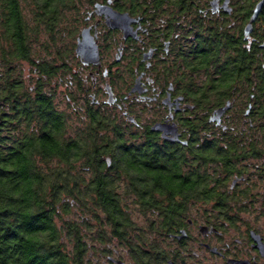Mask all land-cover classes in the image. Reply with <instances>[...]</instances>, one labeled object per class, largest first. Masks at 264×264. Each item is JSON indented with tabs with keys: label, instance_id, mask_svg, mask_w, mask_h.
Masks as SVG:
<instances>
[{
	"label": "flooded vegetation",
	"instance_id": "af4514ba",
	"mask_svg": "<svg viewBox=\"0 0 264 264\" xmlns=\"http://www.w3.org/2000/svg\"><path fill=\"white\" fill-rule=\"evenodd\" d=\"M110 11L127 16V34L107 24ZM83 20L75 45L88 28L98 63L75 54L70 90L143 132L147 185L167 194L147 220L167 233L143 253H164L161 264H264V0H94ZM235 62L256 67L249 88L229 86L228 108L210 120L219 106H199L197 67ZM113 253L112 264H138Z\"/></svg>",
	"mask_w": 264,
	"mask_h": 264
},
{
	"label": "trees",
	"instance_id": "16d2710c",
	"mask_svg": "<svg viewBox=\"0 0 264 264\" xmlns=\"http://www.w3.org/2000/svg\"><path fill=\"white\" fill-rule=\"evenodd\" d=\"M93 1L0 0V264H112L113 250L138 264L165 256L143 253L168 227L147 221L167 194L147 185L143 132L70 90L80 81L75 37ZM197 68L208 111L229 86L248 89L256 69ZM60 86L72 114L56 106Z\"/></svg>",
	"mask_w": 264,
	"mask_h": 264
},
{
	"label": "water",
	"instance_id": "95a60500",
	"mask_svg": "<svg viewBox=\"0 0 264 264\" xmlns=\"http://www.w3.org/2000/svg\"><path fill=\"white\" fill-rule=\"evenodd\" d=\"M100 6L98 4H95V8H99ZM96 9V10H97ZM101 10V9H100ZM107 17V24L111 27H119L123 29L124 33L127 34L128 28L126 27L128 18L125 14H119L113 11H110V13L106 14ZM127 18V21L125 20ZM75 54L82 60L84 64L86 63H98V51L97 46L89 34V29L84 28L80 32V37L77 39L76 45H75ZM110 97V96H109ZM108 102H111V97L108 99ZM228 108V103L216 108L213 112L212 117L210 120H216L218 121L220 119V116L225 112V110ZM130 121H133L132 117H128ZM152 129L155 130H166L164 126L160 123H156ZM108 161V160H107ZM112 259V258H111ZM113 260V259H112ZM243 262L244 261H238ZM117 264H122L121 260L116 261ZM172 261H168L166 264H172Z\"/></svg>",
	"mask_w": 264,
	"mask_h": 264
},
{
	"label": "rangeland",
	"instance_id": "374dc122",
	"mask_svg": "<svg viewBox=\"0 0 264 264\" xmlns=\"http://www.w3.org/2000/svg\"><path fill=\"white\" fill-rule=\"evenodd\" d=\"M63 89L62 86H60L58 88V93L56 94V97H55V103H56V106L58 109L60 110H63L65 111L66 113H71V108H70V103H69V100H67L66 96L64 95L65 92H62L61 90ZM137 112V111H136ZM72 114V113H71ZM70 114V115H71ZM72 116V115H71ZM252 215L250 216V218H253L255 216V212L252 211ZM144 219H142L141 217H136V223L138 225H141L143 223ZM121 252V250H120ZM126 251L125 250H122V253L121 255L124 256L123 258H126ZM206 261V260H205ZM195 262V259L193 257H191L190 260H188L187 264H193ZM203 264H207V262H203Z\"/></svg>",
	"mask_w": 264,
	"mask_h": 264
}]
</instances>
